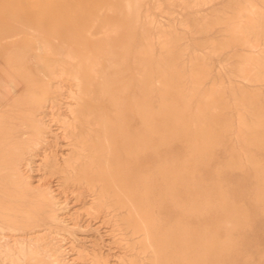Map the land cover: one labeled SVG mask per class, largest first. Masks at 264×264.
<instances>
[{"label": "bare ground", "instance_id": "1", "mask_svg": "<svg viewBox=\"0 0 264 264\" xmlns=\"http://www.w3.org/2000/svg\"><path fill=\"white\" fill-rule=\"evenodd\" d=\"M124 1L130 20L133 5ZM209 1L192 0V4ZM234 6L230 15L206 25H224L229 41L220 47L248 48L247 54L237 55V73L231 75L249 84L264 83V0H235ZM66 21L63 35L37 36L41 39L36 48L45 49L44 55L32 52L25 40L16 55L10 52L16 41L3 44L7 52L0 59V264H70V248L65 238L57 236L63 233L56 229L58 223L68 222L57 195L82 188L91 197L86 214L118 212L114 222L127 234L138 235L126 244L132 248L136 242L139 251L148 254L146 264L224 261L233 251L230 232L245 210L237 200L228 202L220 170L210 187L196 185L195 176L196 166L209 160L226 131L221 112L226 104L224 82H213L201 91L191 126L185 106L197 95L208 68L202 59H191L189 82L182 80V38L173 28H158L162 55L153 73L147 67L153 22L139 26L142 44L138 57L132 55L133 73L123 82L122 75L132 68H116L108 27L102 25L92 33L83 19ZM128 25L133 27V21ZM14 35L1 30L0 46L1 40ZM120 47V62H128V44L122 42ZM27 60L33 61L35 70L24 68ZM153 82L160 87L156 104L150 96ZM229 84L237 100L241 144L224 168L248 166L257 182L254 197L264 201V152H260L264 92L244 95L238 82L236 87ZM58 138L68 146L66 155L57 156L53 149ZM176 142L189 144L188 157L162 159L160 153ZM34 156L40 157L37 170L57 175V188L26 173ZM150 156L155 159L151 171ZM243 159L246 164L240 162ZM166 205L178 209V214L172 217ZM203 206L217 207L213 213L224 215L222 224H201ZM71 224L76 225V219ZM77 255L80 258L82 252ZM85 258L88 264H110L97 252L85 253ZM119 264L144 263L129 257Z\"/></svg>", "mask_w": 264, "mask_h": 264}, {"label": "rangeland", "instance_id": "2", "mask_svg": "<svg viewBox=\"0 0 264 264\" xmlns=\"http://www.w3.org/2000/svg\"><path fill=\"white\" fill-rule=\"evenodd\" d=\"M128 1L133 5L130 20L126 17L127 8L124 0H0V31L7 29L9 33L15 34L10 39L1 40L0 59H3L7 52L3 45L5 41H16V45L10 49L12 55H16L19 52L23 45L22 40L30 44L32 52L44 55L46 53L45 49L36 48L37 39H41V37L38 38L37 36L63 35V33H66L65 29H67L66 19L71 20V18L75 17L83 19L84 22L86 21L85 24L90 26L92 33L100 30L102 25L108 27L109 38H112L116 53V68L120 70L124 65L132 68L129 74L126 72L122 75L124 82V80H129L130 73H133L135 64L133 63L132 55H135L136 58L138 57L137 52L142 44L139 26L146 20H152L153 22L150 30L153 51L147 66L153 73L155 72L156 62L162 55L158 40V30L160 29L158 28L167 31L173 28L175 33L182 38L183 53L180 59V68L185 76L182 80L189 82L188 74L190 72L191 59H202L204 63L202 65L208 68V75L206 79H203L197 95L185 106V112L188 115L191 126L196 121V106L201 91L204 88H210L213 82L223 81L225 86V109L223 111L219 110L224 114L222 120L226 122V131L224 135H220V143L213 148L209 160L205 164L201 163L196 166V185L210 187L215 177V172L220 170V179L222 180V187L226 191L228 202L232 199L237 200L244 208L246 214L239 219L234 229L230 232L233 251L226 254L224 261L217 264H264V201H259L254 197L257 185L256 179L248 166L244 165L243 169L224 168V165L230 161L231 154H234L241 144L238 133V105L236 104L237 100L233 98L229 83L231 81L232 87H236L238 82L241 89L245 91L244 95L264 92V83L260 81L249 84L241 78L233 77L231 74L237 73L238 68L237 55L246 53L248 48L234 45L220 47L221 44L229 41L228 34L223 30L224 25L222 23L206 25L211 23L216 17L230 15L235 8V0H210L203 5H194L192 0ZM249 1L258 3V0ZM128 20L133 21V27H129ZM118 34H123L124 37L119 38ZM97 35L100 36L101 34L98 33ZM92 37L94 38L95 35ZM224 40L225 42H223ZM122 42L127 43L129 49V61L124 63L119 60L122 49L120 44ZM29 60L23 63L24 68L35 70L36 66L33 61ZM159 88L155 82L150 87V96L153 104H156L158 99ZM62 99L64 100V98ZM64 104H61L62 108H64ZM218 106L221 108L222 104H218ZM135 125L136 123H134ZM49 138L54 139L51 136ZM58 139L60 140V138ZM59 140H56L57 146L53 149H56L57 156H60V153L66 155L68 146L63 145L65 142H62V139ZM188 153V143L176 142L168 149L162 151L160 156L162 159L169 161L170 159L186 158ZM256 153L258 152L256 151ZM40 157H33V161L26 168V173L30 174L35 180L42 177L46 184L57 188V175L50 176L46 175L45 171L37 170ZM240 162L246 164L244 159ZM154 165L155 159L150 156L147 160V170L151 171ZM79 192L81 194L77 195L76 193ZM89 194L85 188H82L72 193L70 190H66L64 193L57 195L60 201L61 215H63V218L66 216L65 220L70 221L69 223L64 221L63 224L62 222L58 223L56 226L57 230L63 232L60 233V237L57 235L58 238H65L64 242H66L68 249L70 248L69 252H67L71 253L68 255L69 263L88 264L85 253L92 252L102 254L110 264H119L121 259L129 257H135L144 264L148 263V254L139 251L136 242L133 243L132 248L126 244L127 241H135L138 235L127 234L124 229L118 226V221L114 222L115 214H119L118 212L114 215L102 212L99 216L86 214V207H88V202L91 199ZM216 208L203 206L205 212H202L201 224L206 223L210 226L222 224L224 215L213 213ZM165 210L172 217L178 214V209L169 205H166ZM73 219H76V225L71 224ZM64 223H68V225ZM128 247L129 249H127ZM78 251L82 252L80 258L78 255V257L76 256Z\"/></svg>", "mask_w": 264, "mask_h": 264}]
</instances>
